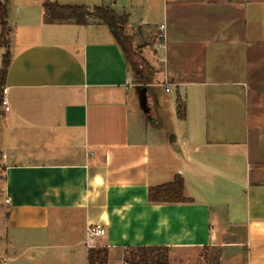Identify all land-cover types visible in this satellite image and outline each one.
<instances>
[{"label": "crops", "instance_id": "0c3cea01", "mask_svg": "<svg viewBox=\"0 0 264 264\" xmlns=\"http://www.w3.org/2000/svg\"><path fill=\"white\" fill-rule=\"evenodd\" d=\"M44 1L8 3L23 40L11 37L0 114L5 243L68 224L82 234L57 264H87L85 227L99 223L106 264L152 245L169 264L208 247L196 264H264V0H48L108 5L157 31L167 92L185 109L168 137L131 126L129 66L109 28L44 23ZM175 174L190 201L149 202Z\"/></svg>", "mask_w": 264, "mask_h": 264}, {"label": "rangeland", "instance_id": "374dc122", "mask_svg": "<svg viewBox=\"0 0 264 264\" xmlns=\"http://www.w3.org/2000/svg\"><path fill=\"white\" fill-rule=\"evenodd\" d=\"M115 12L118 16L124 18L122 22H120V26L127 40V48L130 52L129 74L133 87L131 93L134 91V96L132 94L128 99L131 126H138L139 122H141L151 128L157 127L164 135L167 131L166 135L168 137L169 132L177 128L175 121V97L177 95L175 87H172L170 92L165 91V86L171 87V80L165 72L163 49L161 50V48L157 46L159 43L154 45V41H162V37L158 35L155 30L149 35H144L143 33H147V31H143L141 26H129L127 24L126 15L116 10ZM7 27L9 29L5 36L8 47L11 37L14 38V40L16 39L17 42L23 40L19 34V27L11 24L10 29L8 22ZM5 50L6 49L3 47H0V58ZM146 63L152 67V72L148 77L149 82L141 84L136 82L137 80L134 73L146 69ZM141 87L147 88V97L150 106L149 113L143 111L137 99L139 95L138 90ZM2 110V106L0 105V112ZM4 208L3 165L0 162V217L4 214ZM53 233V236L47 241L44 240L45 238H39L36 235L31 238L28 237L27 239L24 238V236H18L25 240L15 241L12 246H9L5 243L3 232L0 229V264L5 257L8 258L7 264H33L34 259H41L42 264L60 263V259L68 254V244L79 240L82 233H80V228L71 232L68 224L58 227ZM211 254L212 249L209 247L181 252L182 258H189L193 264H196L197 261L204 263Z\"/></svg>", "mask_w": 264, "mask_h": 264}, {"label": "trees", "instance_id": "16d2710c", "mask_svg": "<svg viewBox=\"0 0 264 264\" xmlns=\"http://www.w3.org/2000/svg\"><path fill=\"white\" fill-rule=\"evenodd\" d=\"M8 1L0 0V47L6 49L0 58V105L3 96L2 89L5 84V77L11 59L5 36L9 29L7 27ZM42 7L44 23L87 25L96 21L106 25L114 40L120 46L125 61L129 66L130 52L127 48V40L120 26V22L124 18L118 16L112 7L104 4L89 6L84 3H61L48 0L43 2ZM151 72L152 67L147 64L146 69L134 73L136 82L141 84L149 82L148 77ZM176 114L180 119L185 117L184 106L180 104L179 100H177ZM183 185V177L180 174H175L172 180L166 183L150 186L147 190V199L151 203L190 201L183 193ZM212 258L216 259V256H212ZM86 259L87 264H106L107 250L102 247H89L87 249ZM123 260L127 264H169L168 248L157 245L127 247L123 253Z\"/></svg>", "mask_w": 264, "mask_h": 264}, {"label": "built area", "instance_id": "2783aa9c", "mask_svg": "<svg viewBox=\"0 0 264 264\" xmlns=\"http://www.w3.org/2000/svg\"><path fill=\"white\" fill-rule=\"evenodd\" d=\"M163 25L161 24V27ZM160 48H163L162 45H157ZM169 90V86H165V91ZM5 93H6V88L3 87L2 89V100H1V106L3 107L4 110L8 109L7 106V101L5 99ZM5 201H8V198L5 197ZM105 233V229L104 226L102 224L96 223V224H88L85 227V243L87 246L89 247H95L94 244L92 243V240L94 239V237H99V236H103ZM1 264H7V260L4 259L1 261ZM121 264H127L124 260H122Z\"/></svg>", "mask_w": 264, "mask_h": 264}, {"label": "water", "instance_id": "95a60500", "mask_svg": "<svg viewBox=\"0 0 264 264\" xmlns=\"http://www.w3.org/2000/svg\"><path fill=\"white\" fill-rule=\"evenodd\" d=\"M138 101L143 111L149 113V106L147 105V88L141 87L138 90Z\"/></svg>", "mask_w": 264, "mask_h": 264}]
</instances>
